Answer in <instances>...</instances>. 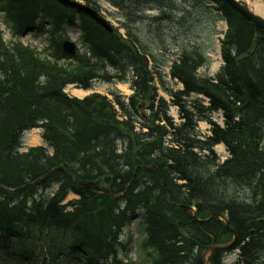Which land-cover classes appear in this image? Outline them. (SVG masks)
Here are the masks:
<instances>
[{
	"label": "trees",
	"instance_id": "obj_1",
	"mask_svg": "<svg viewBox=\"0 0 264 264\" xmlns=\"http://www.w3.org/2000/svg\"><path fill=\"white\" fill-rule=\"evenodd\" d=\"M108 3L120 14L124 37L53 0H0L13 36L36 28L37 21L38 29L51 25L41 54L19 42L6 45L0 34V232L10 235L24 227L25 235L45 238L49 231H63L59 243L74 257L82 254L91 264L94 258L111 256L117 264L120 231L141 207L143 243L154 257L150 264H201L207 246L231 235L217 220L194 222L177 209L182 204L196 208L199 218L226 213L238 234L237 264H255L264 252V33L223 0ZM197 9L200 19L213 16V26L220 20L227 25L220 41L223 66L213 77L198 72L208 69L209 59L190 27ZM76 18L89 54L65 63L64 25ZM180 30L187 43L168 75L182 90L173 91L162 74L169 59L161 35L178 37ZM155 36L161 38L158 53L148 48V43H158ZM155 78L169 102L158 96ZM95 81L130 84L127 103L113 94L119 117L106 97L77 100L63 93L67 85L89 89ZM170 106L177 108L180 123L169 115ZM149 108L150 114L141 112ZM217 112L223 127L211 121ZM199 121L211 125L210 136L200 135ZM35 128L42 130L51 155L44 147L19 152L24 132ZM218 144L230 156L222 164L215 158ZM149 166L158 169L163 181ZM57 167L72 171L77 181H98L112 194L123 195L85 190ZM69 191L79 199L61 204ZM232 195L239 200H228ZM221 255L213 254L212 264H221Z\"/></svg>",
	"mask_w": 264,
	"mask_h": 264
},
{
	"label": "rangeland",
	"instance_id": "obj_2",
	"mask_svg": "<svg viewBox=\"0 0 264 264\" xmlns=\"http://www.w3.org/2000/svg\"><path fill=\"white\" fill-rule=\"evenodd\" d=\"M3 1V0H2ZM92 7H95L96 10L109 22V24L115 28H119V24L122 23V19L120 17V14L118 10L111 6L108 3V0H91ZM244 3L248 2L249 0H240ZM82 2V1H81ZM178 2V1H177ZM250 2V1H249ZM83 3V2H82ZM214 15L219 16V11H213ZM150 15H157V11H149L148 12ZM201 14V15H200ZM202 16V13L197 9L196 13L193 14V22L190 23L191 29H194L195 35L200 36V40L198 41V44L206 50V57L209 59V66L208 69H200L198 72L199 74L203 75H208V76H214L215 73L218 72L220 67L222 66L223 62L220 57L219 53V48H220V40L222 39V34L225 33L226 31V24L225 22L222 21H217L215 25L213 26V16L209 17V20H205L204 18L200 17ZM4 13L0 11V31L2 33V37L5 43H9L11 41L10 34L8 28L5 26L4 23ZM49 26L46 25L45 29H47ZM64 30H65V36H67L68 40H71L72 42L75 43L77 48L80 50L82 54H87L88 49L87 46H85L81 42V34H82V29L80 26V22L77 20L75 23L72 24V26L69 25H64ZM119 33H124L122 29H118ZM186 32L180 30L179 36L178 37H173L171 34H162L161 36H164V46L163 49L168 52V59L169 63L167 64V68L162 72L164 75V80L165 83L167 84L168 88L172 89L173 91L181 89V86L177 84L176 82H173L172 80L169 79L167 72L169 66L172 64L174 60H177L179 53H180V48L184 45H186L187 40L185 39L186 37ZM47 34L46 32L39 33V32H28L25 36L21 38V43L26 46L29 49L34 50L36 53H39L42 48L45 46V38ZM160 36V37H161ZM191 36V34L189 35ZM157 44H152L148 43V48L149 50H153L154 52L158 53L162 49L160 47V39H157V36H155ZM178 39L176 42L173 40ZM41 54V53H40ZM43 56V55H42ZM42 56H40L42 58ZM69 61H66L65 63H68ZM108 71L111 72L110 69ZM92 89L85 91L86 93H96L100 95H106L108 96L110 92L116 91L121 96L127 97L130 95V90H129V84L126 83H116L114 84H101L98 81L93 82L92 84ZM155 87L158 89V95L162 96L164 99L169 100V96L165 92L162 91L161 86L158 84L157 79H155ZM75 89L72 86H69L65 89V92L67 95L71 96V92L74 95L75 91H72ZM88 95V94H87ZM85 95L84 97H86ZM76 96V95H75ZM78 98V99H83ZM170 114L174 118V120H177V110L176 108L172 107L170 109ZM211 121L216 123L218 126H222V117L221 114L215 113ZM198 130L199 132L203 135L208 134L209 130V125H207L205 122H200L198 125ZM40 133L41 130H32L28 131L27 133L24 134L22 138V147L20 149V152H25L30 146H38L42 144L41 138H40ZM48 153L51 152L50 149H47ZM215 151V158H218L219 162L224 161L225 158L228 156L227 150H225L224 146L222 144L218 145L214 149ZM55 190V186L53 191ZM234 195V194H233ZM233 195L228 198V200H239L233 197ZM76 200V196L73 194H65L61 204H67L70 201ZM196 209V208H195ZM145 211L140 207L137 209V213L133 216L132 219L129 220V222L126 224V227L124 231L122 232V236L120 239V244L122 243L123 246L116 251V260H118V264H149L150 261L154 260V257L152 255L149 256V250L148 248L145 247V244L143 243V238H144V231L142 228H140L139 221L143 217ZM226 215V213H224ZM35 236V235H33ZM59 237V236H58ZM55 238V241H57L56 246L54 248V260L52 264H84V259L81 257L80 259L73 258L69 254V250L66 248L65 243H59V238ZM33 238V237H32ZM27 240L30 241V238ZM66 242V241H65ZM24 243H26L24 241ZM23 243V244H24ZM16 242H13L12 244L9 245L7 240L3 237L0 236V260L3 258H13L15 257V262L16 264H23L25 261V257L23 255H19L16 251L18 249L17 247L20 245H16ZM49 251H52L51 246L54 247V244H50V240L47 241ZM25 246H28L29 243L27 242L24 244ZM122 249H126L122 252ZM16 252V253H15ZM262 258L257 257L255 259V264H261L264 263V252L262 253ZM41 257V255H40ZM102 259H106L108 262L101 261L102 264H110L112 262L111 256L109 257H103L101 256ZM238 258V251L235 250L231 254H226L223 257V264H236ZM26 262V261H25ZM100 263V264H101ZM13 264V263H12Z\"/></svg>",
	"mask_w": 264,
	"mask_h": 264
},
{
	"label": "water",
	"instance_id": "obj_3",
	"mask_svg": "<svg viewBox=\"0 0 264 264\" xmlns=\"http://www.w3.org/2000/svg\"><path fill=\"white\" fill-rule=\"evenodd\" d=\"M58 2H60L61 4L74 9L77 13H81V14H85L88 17L92 18L94 21H96L99 25H101L102 27H104L107 30H110L109 26L107 25L106 21L104 19H102L101 17H99L97 15L96 12H94L93 10H91L90 8H87L83 5H80L76 2L70 1V0H57ZM235 11H237L238 13H240L241 15H243L245 18H247L250 22H252L253 24H255L257 27H259L260 29H262L264 31V19H262L261 17L255 15L254 13H252L249 8L247 6H244L243 4L237 2L236 0H225ZM264 1V0H262ZM63 49L69 53V54H74V46L72 43L70 42H64L63 43ZM86 188H94V189H98L95 185L88 183L85 185ZM181 209H183L186 213H190L192 215V217L197 220L195 218V213L193 212V210L191 208L188 207H184V206H180ZM212 218H217L220 221H222L225 225V227L227 229H229V225H228V221L226 219V217L222 216L221 214H208V218L203 220V221H208ZM232 234H233V239L229 244L226 245H213L208 247L202 254L201 257V261L202 264H210L209 263V256L213 251L216 250H227L231 247L234 246L237 235L236 232L231 230Z\"/></svg>",
	"mask_w": 264,
	"mask_h": 264
},
{
	"label": "bare ground",
	"instance_id": "obj_4",
	"mask_svg": "<svg viewBox=\"0 0 264 264\" xmlns=\"http://www.w3.org/2000/svg\"><path fill=\"white\" fill-rule=\"evenodd\" d=\"M247 4H248V8H249V10L252 12V13H254L255 15H257V16H259V17H261L262 19H264V2H262V0H253V1H248L247 2ZM87 94H89V93H86L85 91H75L74 92V95H76L78 98H82V97H84L85 95H87ZM168 96V95H167ZM162 97V96H161ZM163 98V97H162ZM169 98V100L171 99V97L169 96L168 97ZM164 99V98H163ZM166 102H169V100H166V99H164ZM182 100H184L185 102H188V100H189V97H187V96H183L182 97ZM110 101V103H111V105L113 106V109L116 111V113L118 114V117L120 116V112H119V108H118V105L113 101V100H109ZM128 102V100H125V103H127ZM141 112L142 113H144V114H150L151 112H150V108L148 109V110H141ZM120 120H121V118H119ZM115 140L116 141H118L119 140V138H115ZM51 151V150H50ZM52 152V151H51ZM71 173H72V171H70ZM73 174V173H72ZM159 179L160 180H162L163 181V178H162V176H161V174L159 175ZM86 183H91V184H93V185H95V186H97V185H99V182L98 181H87ZM163 187H164V189H165V191H166V193L168 192V189H167V187H166V185H163ZM68 193H70V194H73V192L72 191H69V192H67V194ZM169 193V192H168ZM172 201H171V199H170V203H171ZM181 206H184V205H182V204H180ZM194 210H195V214L197 215V211H196V209L194 208ZM209 214H215L214 212H208ZM225 229L227 230V232H229L230 233V235L232 236V232H231V230H233V231H235L236 232V230L235 229H233L230 225H229V229H227L226 227H225ZM33 230V227L31 226V227H29V232H31ZM25 233H27L26 231H25ZM48 238L49 239H55V238H57L58 236H60V235H64V232L63 231H57L56 233H54V231H49L48 232ZM25 237L27 238L28 237V234L27 235H25ZM225 237H226V239L227 240H229V239H231L230 238V236H228L227 234H225ZM238 242V241H237ZM27 243V242H26ZM26 243H24V244H26ZM237 244H235V246H236ZM119 247V249L123 246V244H119L118 245ZM121 246V247H120ZM205 249H207V247L205 248ZM125 250V252H126V249H122V252ZM105 251H106V249H104V253H105ZM106 254H109V251H108V253H106ZM215 254V253H214ZM106 257H109V256H106ZM26 261V262H25ZM25 261H24V263L23 264H35V258H34V256H33V254L30 252V251H27L26 252V254H25ZM101 261H103V259H102V257H98L97 259H96V261L93 263V264H100L101 263ZM221 262H223V258H221ZM239 262V252H238V258H237V262H236V264ZM16 264V262H15V257H14V259L13 258H3V259H1L0 260V264ZM116 263L118 264V260H116ZM102 264V263H101Z\"/></svg>",
	"mask_w": 264,
	"mask_h": 264
}]
</instances>
